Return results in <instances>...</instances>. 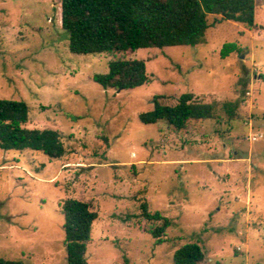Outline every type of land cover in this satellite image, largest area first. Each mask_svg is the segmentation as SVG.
Listing matches in <instances>:
<instances>
[{"label":"rangeland","instance_id":"1","mask_svg":"<svg viewBox=\"0 0 264 264\" xmlns=\"http://www.w3.org/2000/svg\"><path fill=\"white\" fill-rule=\"evenodd\" d=\"M58 8L0 0V99L25 101L23 127L58 132L65 149H0V258L67 264L63 204L77 199L99 215L88 264H173L188 244L200 264H264V0L253 28L210 16L204 44L129 54L149 79L121 92L94 81L111 58L70 52ZM187 93L217 104L215 118L182 131L140 121L156 98L174 106ZM143 203L172 222L160 243Z\"/></svg>","mask_w":264,"mask_h":264},{"label":"trees","instance_id":"2","mask_svg":"<svg viewBox=\"0 0 264 264\" xmlns=\"http://www.w3.org/2000/svg\"><path fill=\"white\" fill-rule=\"evenodd\" d=\"M59 25L69 34V50L77 55L102 54L109 58V72L95 75L104 89L118 92L143 86L148 82L146 63L128 55L140 49L195 47L206 42L211 28L209 17H219L253 28L257 0H58ZM230 119L237 104L223 107ZM217 104L196 101L193 94H183L176 105H162L154 100V109L140 115L144 124L165 123L176 131L190 122L214 119ZM28 106L25 101L0 99V149L31 150L50 159L64 155L60 134L53 130L26 129ZM142 218L157 224L145 226L144 232L158 243L172 222L160 212L141 205ZM67 264H88L87 250L98 213L89 202L68 199L63 204ZM205 259L198 244L178 249L173 264H200ZM0 264H23L20 260L0 258Z\"/></svg>","mask_w":264,"mask_h":264},{"label":"built area","instance_id":"3","mask_svg":"<svg viewBox=\"0 0 264 264\" xmlns=\"http://www.w3.org/2000/svg\"><path fill=\"white\" fill-rule=\"evenodd\" d=\"M253 140L257 141V140H258V137H257V136H255V137L253 138Z\"/></svg>","mask_w":264,"mask_h":264}]
</instances>
